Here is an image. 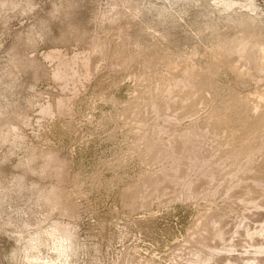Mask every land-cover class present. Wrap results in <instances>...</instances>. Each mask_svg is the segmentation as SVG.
Returning <instances> with one entry per match:
<instances>
[{
  "label": "rangeland",
  "instance_id": "rangeland-1",
  "mask_svg": "<svg viewBox=\"0 0 264 264\" xmlns=\"http://www.w3.org/2000/svg\"><path fill=\"white\" fill-rule=\"evenodd\" d=\"M0 264H264V0H0Z\"/></svg>",
  "mask_w": 264,
  "mask_h": 264
}]
</instances>
